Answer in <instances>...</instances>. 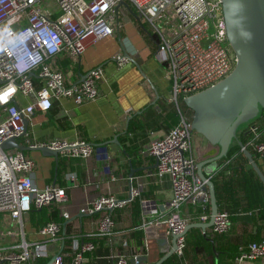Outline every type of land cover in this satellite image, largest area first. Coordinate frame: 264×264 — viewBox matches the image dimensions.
Masks as SVG:
<instances>
[{"label":"built area","instance_id":"2783aa9c","mask_svg":"<svg viewBox=\"0 0 264 264\" xmlns=\"http://www.w3.org/2000/svg\"><path fill=\"white\" fill-rule=\"evenodd\" d=\"M45 1V2H44ZM123 0H0V213L13 220L33 208L40 209L66 197L65 188L55 183L38 187L33 180L34 159L16 148L2 149L1 143L11 137L26 136L23 120H29L36 110L48 111L54 101L68 98L75 104L95 100L100 95L99 85L104 78V68L97 65L89 69L83 80L69 83L59 66V57L77 58L91 42L115 35L118 30L116 6ZM133 9L138 21L157 39L155 57L165 66L170 81L169 101L176 104L178 122L162 137H153L143 149V154L155 160L158 178L167 176L171 184L168 213L160 225H165V235H179L175 254L180 264L186 248L187 224L182 206H207L209 200L205 182L196 174L197 162L192 153V133L183 98L201 91L227 76L233 69L236 57L225 32L220 0H124ZM173 24L171 31H162V23ZM118 65L128 62L121 55ZM37 77V80L34 79ZM30 99L21 106L17 96ZM254 139L253 152L264 157V140H260L256 127L250 129ZM30 147L45 146L61 150L66 157H95L104 162L102 173L115 179L111 155L104 146H97L79 138L68 142L49 139L30 142ZM65 150H62L66 148ZM65 178L74 180V173ZM137 189L131 190L128 199L113 195H100L80 208L82 213L102 211L95 236L110 234L114 221L109 213L113 208L124 207ZM65 218L67 213L63 214ZM208 214L201 220H208ZM231 218L226 210H218L211 232L224 234ZM64 225L48 221L38 230L42 240L0 246V264L28 262L48 257L51 242H58ZM64 247V244H63ZM62 247V250H63ZM96 248L92 240L71 237L66 250L55 253L52 264H88V253ZM60 249V248H59ZM54 255V254H53ZM252 261L264 264V239L240 245L234 264ZM115 264H129L119 253Z\"/></svg>","mask_w":264,"mask_h":264},{"label":"crops","instance_id":"0c3cea01","mask_svg":"<svg viewBox=\"0 0 264 264\" xmlns=\"http://www.w3.org/2000/svg\"><path fill=\"white\" fill-rule=\"evenodd\" d=\"M118 23L115 35L92 42L88 38V45L79 57H59V66L67 82L73 84L83 80L89 69L102 66L104 78L99 85V97L82 104L61 98L54 101L48 111L36 110L27 122L26 136L17 139L22 145H25L26 139L33 143L49 139L72 142L79 138L97 146L103 145L111 155L115 179L102 173L104 162L95 157H66L59 154L56 162L54 157L45 156L40 151H25L35 161L34 183L38 187L50 183L62 186L66 197L61 202L42 207L40 213L29 211L23 214L20 221L11 219L7 213H0V246L14 245L22 239L27 242L42 240L38 230L45 220L64 225L62 234L66 231L70 239L94 235L102 211L82 213L80 208L100 195L111 194L120 200L128 199L131 184L132 189L139 191L135 197L140 200V224L133 225L130 203L111 209L109 213L114 228L108 235L94 236L96 248L88 253V264H115V257L119 253L128 258V263L138 255H146L147 263H153L171 247V235L166 236V226L158 222L168 213L171 184L167 176H156L155 160L145 156L142 151L151 138L162 137L178 122V110L176 104L169 101L170 81L166 77L165 66L155 57L156 37L124 6L118 9ZM124 53L129 55V61L118 65L117 59ZM29 102L30 99L17 96L19 105L24 106ZM260 112L239 127L238 139L250 132L252 127L260 128L264 124ZM131 118L134 119L132 126L140 127L125 133ZM192 137L195 142L192 153L197 164L219 153V146L211 145L201 134L195 132ZM255 161L264 175V157L256 155ZM216 166L217 161L205 165L203 171L210 178ZM139 168L142 169L134 171L130 178V170ZM66 173H74L75 179H66ZM206 209L207 206L185 203L182 215L187 217L189 223L207 222L201 220V215L207 213ZM64 213L68 214L67 218ZM139 228L143 231L141 238L135 233ZM199 230L201 233L205 231ZM249 232H253L250 212L235 214L229 229L224 234H214L212 238L214 263L234 264V257L227 259L222 251L230 243L233 251L234 243L240 244L242 236ZM62 242L59 236L58 242L48 244L50 257L59 250ZM187 247L189 250H186ZM186 248L182 257L185 264H211V257L201 248L193 251L187 244ZM179 262L177 260V264ZM15 264H33V260ZM243 264L254 263L245 261Z\"/></svg>","mask_w":264,"mask_h":264},{"label":"water","instance_id":"95a60500","mask_svg":"<svg viewBox=\"0 0 264 264\" xmlns=\"http://www.w3.org/2000/svg\"><path fill=\"white\" fill-rule=\"evenodd\" d=\"M220 1L226 37L235 54L236 62L232 71L223 79L183 98L184 105L192 111L190 119L192 130L201 134L211 145L219 146L220 149L216 156L200 161L196 167L198 177L205 182L203 189L208 191L209 219L207 222L187 224L181 234H186L191 228L205 230L212 226L218 205L214 183L203 171V167L213 162L216 163L219 158L223 157L233 140L238 143L251 168L264 184V175L252 153L237 136L238 128L264 109V0ZM121 6L126 7L137 18L124 0L116 6V12ZM124 56L128 57L129 55L124 53ZM23 122L26 129L28 120L24 119ZM1 148L4 150L16 148L22 153L40 151L45 156L54 157L56 162H58L61 152V150L45 146L22 145L14 137L4 140L1 143ZM65 149L67 147L62 150ZM140 169L142 168L131 169L129 177L131 178L134 171ZM129 188L130 197L131 184ZM178 236L171 235V247L155 262L147 263L146 255H138L132 257L129 264H162L175 252ZM61 244L58 253L61 252L64 242ZM55 256L56 254L52 255L46 264H52Z\"/></svg>","mask_w":264,"mask_h":264},{"label":"trees","instance_id":"16d2710c","mask_svg":"<svg viewBox=\"0 0 264 264\" xmlns=\"http://www.w3.org/2000/svg\"><path fill=\"white\" fill-rule=\"evenodd\" d=\"M34 79L37 80V77H34ZM183 107L187 109L188 117L191 119L192 111L184 104ZM260 114V118L264 117V109L261 110ZM132 118L128 121L125 133L132 132L136 127H140L139 125L132 126L134 123V119ZM256 133L260 140H264L262 137L264 134V124L260 128L256 127ZM239 139L246 146V148L254 154V159L256 160V154L250 147V142L254 139L253 133L248 132L240 136ZM210 179L214 183L218 210L228 211L231 219L239 212H250L251 229H253V232H249L245 237L242 236L243 239L242 242L240 241V244L234 243L233 246H235V249H233V251L232 248H230L232 245L231 243L223 249L224 251H222L227 259H233L240 245L264 239V184L249 165L247 158L235 140L231 142L227 153L217 160L216 170L211 173ZM128 203H130L132 207L133 225L138 226L141 222L140 200L138 197L134 196ZM209 207L210 204L208 200L206 209L207 213L209 212ZM40 209L38 210L37 208H33L30 212L40 213ZM37 217L39 218L40 216L37 214ZM47 222L48 221L45 220L41 223V226ZM209 230L211 231L210 227L201 233L199 229L192 228L185 235V241L193 251L201 248L205 254L211 257V264H215V249L212 239L214 233L209 232ZM135 233L140 238L143 235L141 228L137 229ZM94 236L95 235L91 234L90 236H83L82 239H89L95 242L96 240ZM242 237H239V239ZM60 238L64 242L62 251H65L70 238L66 231L62 234V230L60 232ZM49 258L50 256L35 258L33 260V264H46ZM177 260L179 259L175 256V254H173L162 264H177Z\"/></svg>","mask_w":264,"mask_h":264},{"label":"rangeland","instance_id":"374dc122","mask_svg":"<svg viewBox=\"0 0 264 264\" xmlns=\"http://www.w3.org/2000/svg\"><path fill=\"white\" fill-rule=\"evenodd\" d=\"M45 2V1H44ZM161 27H162V31H172L173 30V28L175 27V25H171V24H168V23H162V25H161ZM167 31H166V33H167ZM245 124V123H244ZM244 124H242V125H244ZM241 125V126H242ZM240 126V127H241ZM194 133H195V131H193V135H194ZM240 134V128H238V130H237V136ZM198 135V134H197ZM192 147H193V150L195 149V142H194V138L192 137ZM208 214V216H209V214H210V210H209V212L207 213ZM209 218V217H208ZM186 250H189V248L187 247L186 248Z\"/></svg>","mask_w":264,"mask_h":264}]
</instances>
